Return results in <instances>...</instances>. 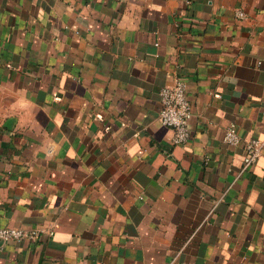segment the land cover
<instances>
[{"label":"crops","instance_id":"0c3cea01","mask_svg":"<svg viewBox=\"0 0 264 264\" xmlns=\"http://www.w3.org/2000/svg\"><path fill=\"white\" fill-rule=\"evenodd\" d=\"M177 77L182 145L160 120ZM253 138L264 0H0V227L47 230L0 239V264H264Z\"/></svg>","mask_w":264,"mask_h":264},{"label":"built area","instance_id":"2783aa9c","mask_svg":"<svg viewBox=\"0 0 264 264\" xmlns=\"http://www.w3.org/2000/svg\"><path fill=\"white\" fill-rule=\"evenodd\" d=\"M237 15L241 18L245 17L244 11H237ZM160 100L162 109L160 112V120L163 125L171 127L174 131L173 141L175 144L182 145L189 141L191 130L189 121L192 116V104L187 96V87L185 82L177 77L174 83L165 85L160 90ZM224 141L230 146H239L243 143L238 133L237 125L232 122L225 131ZM245 156L241 172L246 171L252 166L262 155L264 148V139L253 138L244 142ZM47 230L42 227L22 228V227H0V239L7 241H36ZM53 234L52 231L49 232Z\"/></svg>","mask_w":264,"mask_h":264}]
</instances>
